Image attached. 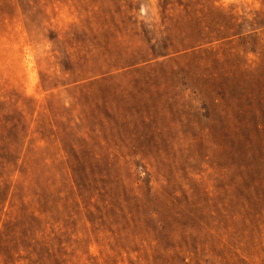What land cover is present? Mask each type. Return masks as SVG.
Listing matches in <instances>:
<instances>
[{
	"label": "rangeland",
	"instance_id": "obj_1",
	"mask_svg": "<svg viewBox=\"0 0 264 264\" xmlns=\"http://www.w3.org/2000/svg\"><path fill=\"white\" fill-rule=\"evenodd\" d=\"M0 264H264V0H0Z\"/></svg>",
	"mask_w": 264,
	"mask_h": 264
}]
</instances>
